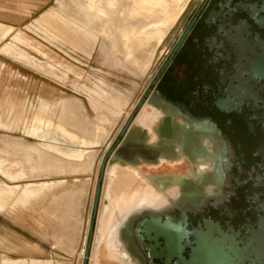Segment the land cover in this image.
Instances as JSON below:
<instances>
[{"label": "rangeland", "instance_id": "obj_1", "mask_svg": "<svg viewBox=\"0 0 264 264\" xmlns=\"http://www.w3.org/2000/svg\"><path fill=\"white\" fill-rule=\"evenodd\" d=\"M72 1L0 0V136L11 142L19 141L15 137L29 143L40 142L38 137L24 131V121L34 109H44L47 121H53L54 126L59 121L75 133H82L83 119L71 117L69 111L51 109L60 96L79 100L91 119L101 116L106 120L104 128L112 126V129L108 141L95 147L93 166L84 173L65 172L59 164H45L31 150L0 140V264H83L100 165L112 147L100 181L87 264H147L134 239L133 225L142 207L154 205L144 203L124 219L118 217L120 223L106 250L101 246L102 239L96 240L103 207L115 202L120 191L126 194L143 184H150L152 198L166 196L167 202L155 209L174 204L176 199H205L214 192L215 185L205 180L201 172L207 177L210 170L206 167L213 150L195 147L188 152L181 148V143H173L172 154L155 155L153 151L149 156V148H143L146 153L140 154L132 147L138 127L134 124L136 115L146 102L154 107L149 95H145L151 76L134 75L127 68L116 69L106 62L98 46L89 48L84 33L64 18L61 4ZM69 39L74 41L73 45ZM127 93H131L129 105L123 110L118 99ZM143 97L146 99L139 107ZM157 108L166 110L164 106ZM50 111L54 112L53 117ZM148 141L156 143V136L151 135ZM189 159L194 161L188 163ZM119 161L136 166L148 179L129 169L115 168L116 165L107 170ZM135 175L146 181L137 177L139 183ZM120 180L126 182L121 184ZM78 196L81 204L71 238L70 217ZM107 250L116 261L108 259Z\"/></svg>", "mask_w": 264, "mask_h": 264}, {"label": "flooded vegetation", "instance_id": "obj_2", "mask_svg": "<svg viewBox=\"0 0 264 264\" xmlns=\"http://www.w3.org/2000/svg\"><path fill=\"white\" fill-rule=\"evenodd\" d=\"M149 73L145 95L160 112L154 127L159 143H181L188 152L195 147L213 150L206 167L210 171L207 177L201 174L214 183V192L201 201L176 199L160 209L142 208L134 222V239L147 264H163L148 258V243L138 237L136 229L146 218L178 219L184 213L188 229L212 220L224 230L238 231L239 238L264 220V0H186ZM161 106L166 110L160 111ZM164 114L172 116L173 139H163L156 131ZM145 133L132 144L140 154L146 148ZM162 146H148L149 156L153 151L163 154Z\"/></svg>", "mask_w": 264, "mask_h": 264}, {"label": "bare ground", "instance_id": "obj_3", "mask_svg": "<svg viewBox=\"0 0 264 264\" xmlns=\"http://www.w3.org/2000/svg\"><path fill=\"white\" fill-rule=\"evenodd\" d=\"M121 1L122 0H74L70 3H62L61 9L66 21L84 33L88 40L87 46L91 49L98 46L100 51L105 55V60L110 66L120 65L122 60H125L134 65L141 73H144L146 71V66H148L150 62V56L154 53L153 50L155 51L160 38V34L154 37V42L152 44L153 48L148 51V44H146L147 35L157 31H162L163 33L167 32L174 24L186 0ZM124 6L128 10L125 16L122 15ZM117 20H119L118 23L116 22ZM64 32L66 33V29ZM63 33L61 35L65 34ZM70 33L72 35V32ZM71 37L72 36H70V38ZM64 38L67 39L66 36ZM71 42L72 44L70 45H73L74 41L72 40ZM140 44H142V46H140L141 49L138 48V50L133 51V49H136ZM144 51L146 54L143 53ZM107 63L105 64L107 65ZM42 105H44V103ZM51 109H57L56 111H69L71 117L83 119V121H85L83 132L80 133V131L75 133L76 131L69 129L64 123H60L59 121L58 126H54L55 123L53 121H47L44 109H34V112H32L30 116L28 115V118L24 121V131L34 135V137H38L40 142L29 143L15 136V139L19 141L11 142L6 140L8 137L3 136H0V140L13 147L31 150L35 152L39 159L45 164H59V168L65 172L84 173L90 171L96 154L95 147L103 144L108 135L107 129L104 128L106 120L101 116H96L94 119H91L86 115L80 101L79 107H74L73 104L69 105L65 100H61L55 103ZM50 112V115L53 117L54 112ZM141 114L145 120L148 119L145 110H142ZM110 127L112 128V126ZM75 138H77V140H75ZM115 168L118 167L116 166ZM137 177L140 180L143 178L141 176ZM140 180H138L139 183ZM143 180L146 181L142 179L141 182ZM136 181L134 182L137 184L138 182ZM116 191L115 193H117ZM120 192L119 195L117 193L118 197L116 196L117 199H115V202L111 201L108 207L105 205L102 209L96 240L99 241V239H102L103 243H101V246L104 248L107 247L111 241L113 233L117 231V227L120 223L118 217H121V220L124 219L127 213L140 208L144 203H148L149 205L152 204L154 205L153 207H157L167 202L166 196L160 198L151 197L150 184H143L142 187L140 186L138 189L130 190L126 194L123 192V194H121ZM112 193L114 192H111V194ZM110 196L111 195H109V198ZM80 204L81 200L80 196H78L74 202L72 218L70 217V224L72 226L71 238L77 227ZM108 238L109 240H107ZM105 255L108 259L110 258L112 261H116L108 250L107 252L105 251Z\"/></svg>", "mask_w": 264, "mask_h": 264}, {"label": "water", "instance_id": "obj_4", "mask_svg": "<svg viewBox=\"0 0 264 264\" xmlns=\"http://www.w3.org/2000/svg\"><path fill=\"white\" fill-rule=\"evenodd\" d=\"M188 27L180 36L170 55L162 65L157 77L163 72L173 55L182 44L189 32ZM191 44H195L192 40ZM219 73V72H218ZM219 75V74H217ZM131 116L125 123L123 134L132 120ZM156 131L163 139L175 138L173 134L172 116L164 114ZM107 155L102 159L98 182L95 188L93 210L89 222L85 244V257L83 264H87L94 234V218L100 194V181L104 172ZM140 240L147 244L149 259H159L163 264L172 261L175 264H264V220L259 221L256 228L251 229L247 235L239 238L238 231L224 230L219 223L205 220L202 225L187 228V217L184 213L175 219L170 215L146 218L136 229ZM188 249L187 256L185 255Z\"/></svg>", "mask_w": 264, "mask_h": 264}, {"label": "crops", "instance_id": "obj_5", "mask_svg": "<svg viewBox=\"0 0 264 264\" xmlns=\"http://www.w3.org/2000/svg\"><path fill=\"white\" fill-rule=\"evenodd\" d=\"M121 2H125V1H121ZM123 13H122V15L123 16H125V14H127L128 13V10H127V8L124 6L123 7ZM116 20V19H115ZM118 21L119 20H117L116 22L118 23ZM169 31V30H168ZM168 31L167 32H165V33H163L162 31H157V32H155V33H153V32H151L150 34H148L147 35V37H146V40H147V42H146V44H148V47H147V49H148V51L149 50H152V48H153V46H152V44H153V42H154V37L155 36H157V34H160V38H159V41H158V44H157V47H156V49H155V51L153 50V52L154 53H152V55L150 56V62H149V64H148V66H146V71L144 72V73H141L137 68H135V66L134 65H132V64H130L129 62H127V61H125V60H122V63L120 64V65H116V66H114V67H116V69H118V68H127V69H129V71H131L132 72V74H134V75H138V76H142V75H149L150 73H149V71H150V67H151V63H152V60H153V57H154V54H155V52H156V50H157V48L160 46V44L162 43V41L164 40V38H165V36L167 35V33H168ZM163 33V34H162ZM140 46H142V44H140V45H138V47L135 49H133V51H136V50H138V48L139 49H141L140 48ZM139 51H141V50H139ZM144 54H146L145 53V51L143 52ZM113 67V66H112ZM134 72V73H133ZM130 94L131 93H127V94H123V96L122 97H120L118 100H120L121 101V103H122V105H123V110L125 109V107H127L128 105H129V100H130ZM61 100H65V102H68L69 103V105H72L73 104V106L74 107H79V100H77V99H74V98H72V97H69V96H66V97H62V96H60L59 98H58V101H61ZM76 105V106H75ZM147 105V106H146ZM84 108V107H83ZM143 109H146V115H147V118L148 119H144V117H142L141 115V113H142V110ZM149 109L150 110H152V113L151 112H149ZM77 110V109H76ZM84 111H85V108H84ZM85 113H86V115H88L87 114V112L85 111ZM158 116H159V111L156 109V108H154L151 104H149L148 102H146L145 104H143L142 105V107H141V109H140V111L138 112V114L136 115V117H135V120H134V124L136 125V126H138L137 127V129L135 130V133H136V135H135V139L133 140V141H136V139H137V137L140 135V133L141 132H143V130L145 129V131H146V133L144 134V137H143V141H144V143H145V145L146 146H142V148L143 147H150V146H158V145H163L164 146V151H163V154L164 155H169V154H172L173 153V150H174V146H173V144H167L166 142H164V144L163 143H159V141L157 140V135L155 134V132H154V127L155 126H153V122L158 118ZM178 123H181V120H179V119H177L176 120ZM112 128H110L109 129V127L107 128V130H108V132H110V130H111ZM154 132V133H153ZM152 135V137L154 138L155 136H156V140H157V142L156 143H154V144H151V143H148L149 141H148V138L150 137ZM108 136H109V133H108ZM107 136V137H108ZM108 140H107V138H106V141L105 142H107ZM152 142V141H151ZM194 161V159H189L188 160V163H192ZM204 163L206 162V161H203ZM118 166V167H120V168H123V169H129V170H131V171H135L136 173H139L140 175H142V176H144L146 179H148V176L146 175V174H144V173H142L141 171H139V169L136 167V166H132V165H129V164H123L122 162H116V163H113V164H111L110 166H109V168L107 169V170H109V169H111L113 166ZM125 177H130L129 175H124ZM124 176L122 177V179H124ZM121 179V180H122ZM121 180H120V183L122 184V182H126V180H124V181H122L121 182ZM131 180V179H130ZM107 182H108V180H107ZM107 186V185H106ZM122 186V185H121ZM129 186V185H128ZM105 189L106 188H104V192H105ZM103 196H104V194H103ZM103 203H106V200H105V198L103 199ZM143 208V207H142ZM146 208V207H145ZM152 208V207H151Z\"/></svg>", "mask_w": 264, "mask_h": 264}]
</instances>
